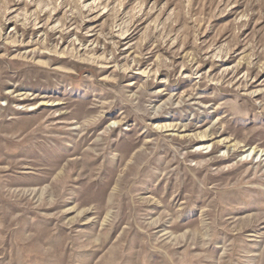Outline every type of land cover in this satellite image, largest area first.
<instances>
[{
  "label": "rangeland",
  "instance_id": "obj_1",
  "mask_svg": "<svg viewBox=\"0 0 264 264\" xmlns=\"http://www.w3.org/2000/svg\"><path fill=\"white\" fill-rule=\"evenodd\" d=\"M0 264H264V0H0Z\"/></svg>",
  "mask_w": 264,
  "mask_h": 264
}]
</instances>
